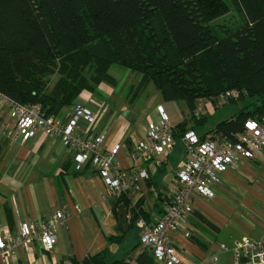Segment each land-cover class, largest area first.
<instances>
[{
    "label": "trees",
    "instance_id": "1",
    "mask_svg": "<svg viewBox=\"0 0 264 264\" xmlns=\"http://www.w3.org/2000/svg\"><path fill=\"white\" fill-rule=\"evenodd\" d=\"M232 2L245 23L221 35L211 24L230 12L225 0H0V93L57 117L82 91L115 84L108 70L118 66L140 76V88L152 84L163 101L185 103L189 115L174 127L178 142L207 123L194 116L198 101L255 99L254 110L200 136L234 143L248 119H264V0ZM231 91L239 97L226 98ZM142 206L122 195L113 210L131 213L130 232L140 218L150 221ZM143 251L136 264H155ZM82 264L127 263H110L104 253Z\"/></svg>",
    "mask_w": 264,
    "mask_h": 264
},
{
    "label": "crops",
    "instance_id": "2",
    "mask_svg": "<svg viewBox=\"0 0 264 264\" xmlns=\"http://www.w3.org/2000/svg\"><path fill=\"white\" fill-rule=\"evenodd\" d=\"M124 79H118V88L124 86ZM101 87L100 98L107 109L98 116L94 133L106 136L105 148L116 150V164L122 170L133 167V149L146 141L151 125L159 124L161 110L173 127L188 115L182 106L179 116L175 102L163 101L151 84L133 97L131 91L121 88L116 93L117 87L109 84ZM132 88L131 84L127 86ZM85 103L96 112L101 108L87 98ZM73 112L74 107L64 108L57 118L64 119ZM205 132L202 127L196 129L198 136ZM183 150L176 147L168 157L137 163L148 170L149 178L142 182L136 204L142 201L151 222L162 216L169 195L178 187L175 171L185 161ZM169 170L174 176L172 181ZM219 179L212 185L214 197L195 200L187 226L171 234L177 264H210L213 258L217 264H248L236 262L233 254L222 247L231 249L244 238L264 240V154L241 161ZM114 200L97 170L92 166L78 169L75 153L61 140H50L39 133L22 143L0 135V228L18 234L22 222L46 219L64 208L68 215L53 252L38 247L20 249L9 262L0 264H82L86 258L104 253L110 263L125 260L136 264L145 250L140 244L141 229L137 224L130 232L122 231L113 210ZM131 217L128 213L129 224Z\"/></svg>",
    "mask_w": 264,
    "mask_h": 264
},
{
    "label": "built area",
    "instance_id": "3",
    "mask_svg": "<svg viewBox=\"0 0 264 264\" xmlns=\"http://www.w3.org/2000/svg\"><path fill=\"white\" fill-rule=\"evenodd\" d=\"M226 98L236 99L237 91L226 93ZM200 101L194 113L196 119L210 113ZM161 121L151 125L146 141L135 146L132 152L134 165L122 170L116 164V150L105 148L106 136L94 133L97 114L86 106H77L72 115L59 119L47 116L38 105H23L0 93V135L11 142L27 143L39 133L50 140H61L66 148L75 153L78 169L94 167L113 198L126 195L135 207L141 192L142 182L149 172L137 164L140 160L168 157L174 153L176 139L174 127L161 110ZM7 115L9 120L4 119ZM185 152L184 163L175 171L178 184L168 197L162 216L156 221L140 218V244L148 250L155 264H177L178 254L171 234L182 231L194 213V201L214 197L212 185L220 182L219 176L230 168L238 167L243 160H252L264 154V119H248L244 131L234 143L218 140H202L194 131L181 138ZM67 211H56L52 216L39 221L22 222L18 234L0 228V263L9 262L20 249L38 247L46 253L53 252L58 236L65 229ZM230 251L236 262L264 264V240L244 238ZM210 264H217L213 258Z\"/></svg>",
    "mask_w": 264,
    "mask_h": 264
},
{
    "label": "rangeland",
    "instance_id": "4",
    "mask_svg": "<svg viewBox=\"0 0 264 264\" xmlns=\"http://www.w3.org/2000/svg\"><path fill=\"white\" fill-rule=\"evenodd\" d=\"M225 1L231 7L230 12L228 14L220 17L218 20L214 21L211 24V27L212 26L214 27L215 32L218 34H221V35H223V33H224L223 30H225V31L232 30V29H235L237 27L243 26L245 23V17L243 15V13L239 12L235 8L232 0H225ZM127 71H129V72H127ZM108 72H109L110 76L115 80V84L103 82L102 84L97 85V87L94 84H92L93 87H96L95 91L94 90L93 91H91V90L82 91L79 94L78 99L74 104L75 105L74 108H76L77 106H86V107L91 108L92 110H95L88 103H85V100L87 98L89 101L97 103L98 105L101 106V108H99L98 112L95 111L97 116H101L100 113L105 112L107 109V105L104 102V99L102 97L100 98V91L99 90H100L101 85H103V84H109L115 88L117 87L116 93L120 90V88H121V90L124 89V90H127L128 92L131 91L130 97L135 96L136 92H140L142 89H144V88L139 87L140 81L138 83V80L141 77L136 75L135 73H132L130 70L123 69V68H120L118 66H113L108 70ZM89 73H90V75H88V77L86 78V82L88 84H91L92 80H93V75H92L91 71H89ZM113 75L116 77L117 80L115 79V77ZM123 78H125L124 84H123L124 86L122 85L123 87L118 88V84L120 83L118 79H123ZM58 80H59L58 75L53 76L51 78V82H50L51 86L55 85ZM130 84L133 87L131 90L127 89V86ZM101 89H102V87H101ZM119 100H121V98H119ZM221 100H223V99H221ZM221 100H219L217 102L216 101L215 102L202 101L204 103V106H206L205 108L207 109V111L210 112L207 116V123L204 127H202V129L208 131L209 129L214 128L218 123L233 118L235 115H237V113H239V111L241 109L254 110L255 107L259 105V103L255 99H252V100H247V101H237L236 103H233V104H230L227 106H222L223 103L221 102ZM179 104L180 105L174 103L173 106L175 108V112L180 116L182 114L181 113V111H182L181 107L183 106L182 109H185V110H187V109H186L185 103L180 102ZM188 115H189V113H188ZM176 147H177V150L182 147V144L180 141L179 142L176 141ZM182 149H183V147H182ZM169 173L171 174V176L169 177L170 178L169 180L172 181L174 178V176L172 174V170H169ZM132 234H134V233H132ZM138 234H139V231H138Z\"/></svg>",
    "mask_w": 264,
    "mask_h": 264
},
{
    "label": "water",
    "instance_id": "5",
    "mask_svg": "<svg viewBox=\"0 0 264 264\" xmlns=\"http://www.w3.org/2000/svg\"><path fill=\"white\" fill-rule=\"evenodd\" d=\"M118 220H119V225H120L122 231L123 232L129 231L130 224H129V218H128V210H126V209L119 210Z\"/></svg>",
    "mask_w": 264,
    "mask_h": 264
}]
</instances>
